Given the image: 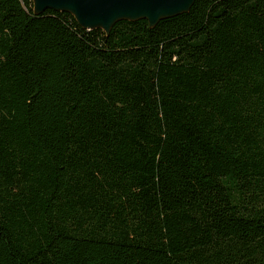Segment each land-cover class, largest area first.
<instances>
[{
    "label": "trees",
    "instance_id": "16d2710c",
    "mask_svg": "<svg viewBox=\"0 0 264 264\" xmlns=\"http://www.w3.org/2000/svg\"><path fill=\"white\" fill-rule=\"evenodd\" d=\"M0 264H264V0H0Z\"/></svg>",
    "mask_w": 264,
    "mask_h": 264
},
{
    "label": "water",
    "instance_id": "95a60500",
    "mask_svg": "<svg viewBox=\"0 0 264 264\" xmlns=\"http://www.w3.org/2000/svg\"><path fill=\"white\" fill-rule=\"evenodd\" d=\"M34 14L47 10L72 15L85 30H102L110 35L122 21L146 20L151 29L161 21L190 12L196 0H32Z\"/></svg>",
    "mask_w": 264,
    "mask_h": 264
}]
</instances>
